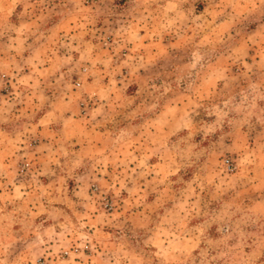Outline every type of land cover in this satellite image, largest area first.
Here are the masks:
<instances>
[{
  "label": "rangeland",
  "instance_id": "rangeland-1",
  "mask_svg": "<svg viewBox=\"0 0 264 264\" xmlns=\"http://www.w3.org/2000/svg\"><path fill=\"white\" fill-rule=\"evenodd\" d=\"M0 264H264V0H0Z\"/></svg>",
  "mask_w": 264,
  "mask_h": 264
},
{
  "label": "crops",
  "instance_id": "crops-1",
  "mask_svg": "<svg viewBox=\"0 0 264 264\" xmlns=\"http://www.w3.org/2000/svg\"><path fill=\"white\" fill-rule=\"evenodd\" d=\"M75 121V120H74ZM52 122H54V120H51V117L48 116V113L44 114L43 116H41L38 120L37 123L35 124V129L32 128V133L36 136L39 137V141L41 142V137L43 136V133L46 135H50L51 139H53L54 141L52 142L51 139H47L45 138V142H46V147L45 146H38L39 151L37 150L38 153H41L42 156H45L44 151H46V148H54L53 150H57L58 148H60L58 145V143H62L63 145L67 142L66 140H68L67 138H70V136H74L72 135V133H68L67 135L64 132V128H58L55 131H51L49 132V130H46L47 128L50 127V124H52ZM41 126V128L39 127ZM71 130H69L70 132ZM88 131V130H87ZM52 134V135H51ZM75 134V133H74ZM56 138V139H55ZM71 144L68 146H73V150H69L67 147V149H65V151L68 153L70 151H72L73 156H75L76 158H79L81 155V152L85 149L84 143H82L79 147L77 146V143H74L73 141H70ZM80 144V143H79ZM67 146V144H65ZM48 148V150H49ZM56 148V149H55ZM61 158H52L50 159V157H48V163L50 164H54L57 163L56 160H59ZM43 162H45L44 159H41ZM78 160H84L79 158ZM82 162V161H81Z\"/></svg>",
  "mask_w": 264,
  "mask_h": 264
},
{
  "label": "built area",
  "instance_id": "built-area-1",
  "mask_svg": "<svg viewBox=\"0 0 264 264\" xmlns=\"http://www.w3.org/2000/svg\"><path fill=\"white\" fill-rule=\"evenodd\" d=\"M225 163H226L227 169L231 170V164H229L227 160L225 161Z\"/></svg>",
  "mask_w": 264,
  "mask_h": 264
}]
</instances>
